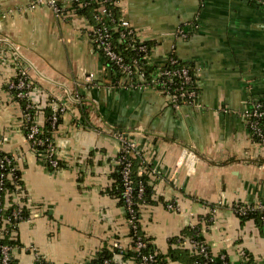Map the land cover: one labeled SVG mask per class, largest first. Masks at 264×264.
<instances>
[{"label": "crops", "instance_id": "0c3cea01", "mask_svg": "<svg viewBox=\"0 0 264 264\" xmlns=\"http://www.w3.org/2000/svg\"><path fill=\"white\" fill-rule=\"evenodd\" d=\"M31 3L0 0V149L18 160L20 202L30 210L15 231L18 263L92 264L115 242L129 246L130 224L112 193L118 130L137 140L146 161L140 171L149 175L152 199L141 207L140 224L162 252L184 246L170 238L201 223L213 254L225 252L236 264L243 249L263 259L264 232L234 204L264 200V135L254 136L242 114L264 99V0H117L122 15L154 41V63L176 52L194 65L199 103L180 107L120 77L95 46L86 15L61 18ZM181 27L188 37L177 35ZM20 67L37 86L36 103L52 94L68 104L54 132L61 167L37 155L22 128L23 107L10 87ZM173 202L177 208L168 206ZM211 203L218 210L206 222ZM115 259L137 264L122 254ZM167 264L191 263L183 256Z\"/></svg>", "mask_w": 264, "mask_h": 264}, {"label": "trees", "instance_id": "16d2710c", "mask_svg": "<svg viewBox=\"0 0 264 264\" xmlns=\"http://www.w3.org/2000/svg\"><path fill=\"white\" fill-rule=\"evenodd\" d=\"M59 3L65 7L66 13L69 11H75L79 14L86 15L90 21L96 25L106 24L111 26V38L115 49L121 52L126 61L130 60L132 57H136L141 63V66L144 65L145 68L143 69L145 72L146 77L151 76V72L155 70L158 71L159 67H170L172 69L180 68L183 65H186L189 68V72L192 75V80L185 84V87L188 89H196L195 99L196 101L199 100V93H200V85L198 82V76L195 71V67L191 62L183 60L180 58L176 52L171 53L172 56L176 58L174 63L168 61V57L162 61L161 63H154L152 58L145 57V51L139 50L138 48L128 44V39H120V32L122 28L118 26L117 21L113 20L111 15L108 14L107 11H103V7H106L109 12H112V15L118 18L121 15L120 8L117 4V0H59ZM190 34L187 35V37ZM149 53H152V46L154 41L147 40ZM103 54V52H102ZM108 60V59H107ZM111 63V61L108 60ZM114 65V64H113ZM117 74L120 76L125 75L124 70L120 68H115ZM125 77V76H123ZM174 81L176 80L179 82L180 77L177 75H173ZM135 81H138V78L135 77ZM176 82V83H177ZM176 84H171L170 87L174 88ZM13 93H16V90L13 89ZM15 98L20 101L22 107L25 108L27 100L25 98L17 97ZM183 100H180L184 103ZM264 103V99H261ZM52 106L47 103V99L44 102L43 106H34L29 108V112L31 113V119L22 125L25 133L29 130V126L32 124L34 120H40L39 117L42 115L43 120L39 123V132L36 136L43 138L44 143L35 145L36 148L46 151L48 143L53 140L54 141V132L57 129L59 123L62 121V116L58 119L56 125H53L49 117L52 113ZM261 125L264 127V117L260 121ZM120 131V130H118ZM126 132V131H125ZM127 133V132H126ZM128 134V133H127ZM140 149V148H139ZM141 150V149H140ZM121 154V152H120ZM119 154V155H120ZM43 159H47L45 156H42ZM131 160V177L133 179V195H134V204L133 207L137 211V215L140 217L141 207L143 204L150 202L152 197V185L149 183V175L146 174L145 171H140V166L145 165L146 161L144 160L143 156L141 155V151L138 153H131L129 155ZM59 160V159H58ZM46 163L52 167L47 161ZM64 165L62 160H59L58 168ZM116 178V182L112 189V193L119 196L120 203L124 206L126 217H129V212L127 210L125 198H124V182H123V175H122V164L118 162V166L116 172L114 174ZM0 179L3 180L2 188H0V264L3 263L4 258V251L3 247L8 246L7 253V264H19L18 260L14 256L13 247L16 245H20L21 242L17 237L15 231L18 229V223L20 220L28 217L30 215V210L22 204L20 201L22 200L21 194L24 191L23 186V176L22 170L18 164V160L13 153L5 152L0 149ZM264 202V200H262ZM255 202H250L251 207L247 213L239 214L242 220L252 218L255 222L259 225L261 230L264 232V211H262L259 207L255 206ZM211 206H217L215 203H211ZM255 206V207H254ZM210 216L207 214L205 218ZM211 220H207L210 222ZM136 233V234H135ZM134 233L133 230H130V235L133 237L129 246L123 249L118 247H111L103 249L98 257L92 262V264H102L104 259L107 257H112L115 255L116 252H121L123 256L126 257H133L136 260L137 264H141L143 261L144 255L152 254V259L148 260L149 264H167L171 259H179L186 257L188 258L191 264H200L204 263L205 256L200 253L194 251L193 248L189 246H182L177 248H172L168 252H162L153 239L148 236L144 230L141 228L140 220L137 231ZM140 236V239L145 242V245L141 247H137V240ZM191 236L197 242L205 241L202 224L191 225L183 230V233L179 236H173L170 238V243H178L183 240L184 236ZM212 253V252H211ZM116 261V260H115ZM217 263L218 260H217ZM236 264H264L263 259H257L251 254L247 253V258L244 262H239Z\"/></svg>", "mask_w": 264, "mask_h": 264}, {"label": "built area", "instance_id": "2783aa9c", "mask_svg": "<svg viewBox=\"0 0 264 264\" xmlns=\"http://www.w3.org/2000/svg\"><path fill=\"white\" fill-rule=\"evenodd\" d=\"M108 1V0H105ZM38 4H46L49 5L54 14L58 17H65L66 11L65 7L59 3V0H32L31 7H34ZM103 11H107L109 15H111L113 20L117 21L118 26L122 28L120 32V39H128V44L132 45L133 48L136 47L139 50L145 51L146 58H152V53H149V47L147 44V40L143 38L140 34L139 29L125 16L121 15L116 18L112 15V12L106 7H103ZM111 26L106 24L96 25L92 23L91 27V35L93 38V42L95 46L103 52V55L111 61V64L115 66V68H120L124 70L126 82L133 87H150L153 88L168 97L170 104L174 107H180L183 105H191L194 106L199 103V100L196 101L194 98L196 95V89H188L185 87V84L192 80V75L189 72V68L186 65H183L180 68L172 69L170 67H159L158 71L151 72L150 77H146L144 68L145 66L139 63L140 61L136 57L130 58V60L126 61L125 56L117 51L113 45L112 38H111ZM189 34V30L185 27H181L177 29V35L182 37H187ZM173 52H170L167 57L169 58L168 61L174 63L176 58L172 56ZM166 57V58H167ZM173 75H177L180 77L179 82L176 80L174 81ZM120 76V77H123ZM135 77L138 78V81H135ZM88 80H93L94 74L90 73L86 76ZM177 82V83H176ZM176 84L174 88H171V84ZM10 87L16 90L17 97L25 98L27 100L25 108H23L22 115L20 118V123L23 125L24 123L28 122L31 119V113L28 111L29 108L34 106H39L36 103L34 98V90L37 87L32 79H30L28 71L26 68L20 67V72L10 82ZM72 98H75L71 95ZM184 100L182 103L180 100ZM47 103L52 106V113L49 117L50 122L53 125H56L58 119L62 114L67 110L68 104L63 98L50 94L47 97ZM243 116L247 119L250 128L254 136L257 138H261L264 135V127L261 125L260 121L264 117V103L261 100L252 101L248 104V107L243 110ZM39 121L36 119L32 121V124L29 126V130L26 133L27 138L29 139L32 148L40 157L45 156L47 159L46 161L51 164L53 167H57L59 164V160L56 156V146L55 142L51 140L47 145V150L42 151L35 147V145L43 144L45 141L43 138H40L37 135L39 132ZM114 135L120 140L121 142V154L118 157V162L122 164V175H123V182H124V198L127 206V210L129 212V217L127 218L130 224V230H133L134 233L137 231L140 217L137 215V211L133 207L134 204V195H133V179L131 177V160L129 155L133 153H138L141 150L139 149V144L137 140L127 134L125 131L120 130L114 132ZM3 180L0 179V188H2ZM177 204L169 203V207H178ZM255 206L259 207L262 211H264V202L259 201L255 204ZM254 206V207H255ZM253 206L250 203H243L237 202L234 204L235 211L237 214H245L247 211ZM218 210L217 206L210 207V216L208 218L203 217V219L207 222V220H212L216 211ZM209 214V213H208ZM264 219V215H263ZM136 234V233H135ZM139 236V235H138ZM133 237L131 236V239ZM184 246L188 245L189 247L193 248L194 251L200 252L205 256V261L202 264H235L233 263L230 258L228 257L227 253L221 252L218 255L211 253L210 246L207 242H197L191 236H184L183 240L180 242ZM145 245V242L140 239V236L137 240V247H141ZM114 247H118L121 249L124 246L120 242H115L113 245ZM8 246L3 247V251L5 253L3 258L2 264H7V253ZM116 252L115 255L121 254V252ZM115 255L112 257H107L104 259L102 264H117ZM240 261L244 262L247 258V251L240 250ZM153 255H144L143 261L141 264H149L148 260L152 259ZM217 260L219 263H217ZM200 264V262L198 263Z\"/></svg>", "mask_w": 264, "mask_h": 264}]
</instances>
